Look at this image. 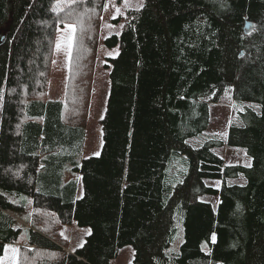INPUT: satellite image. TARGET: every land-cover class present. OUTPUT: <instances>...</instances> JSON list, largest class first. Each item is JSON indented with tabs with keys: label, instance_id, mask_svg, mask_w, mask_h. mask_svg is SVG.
Instances as JSON below:
<instances>
[{
	"label": "trees",
	"instance_id": "1",
	"mask_svg": "<svg viewBox=\"0 0 264 264\" xmlns=\"http://www.w3.org/2000/svg\"><path fill=\"white\" fill-rule=\"evenodd\" d=\"M104 4L0 0V258L20 243L17 264H110L126 246L128 264H264V0H144L128 10L104 40L118 53L104 64L101 150L84 157ZM64 23L74 25L65 98L49 100ZM226 90L241 110L225 141L193 147ZM223 146L243 149L250 165L226 164L214 153ZM10 195L30 197L25 217ZM177 221L183 241L169 252ZM72 223L90 233L66 251L59 231Z\"/></svg>",
	"mask_w": 264,
	"mask_h": 264
},
{
	"label": "rangeland",
	"instance_id": "2",
	"mask_svg": "<svg viewBox=\"0 0 264 264\" xmlns=\"http://www.w3.org/2000/svg\"><path fill=\"white\" fill-rule=\"evenodd\" d=\"M144 5V0H105L102 10L100 25L97 37L96 61L92 77L91 98L88 110V120L83 146V156L97 155L102 146V132L100 122L104 115L105 100L108 94L109 81L108 70L104 68L107 58H114L118 53V48L109 49L104 45V40L111 35H119L125 21V15L128 10H138L140 5ZM74 36V25L64 23L57 27L54 41L52 60L50 66V78L47 86L46 97L49 100L63 101L65 98L66 78L68 72L69 54L72 47ZM243 106L257 107L251 103H245ZM241 110L240 106L233 103L230 91L226 90L217 103L209 105L210 120L207 130L202 136L188 140L193 147L199 146L206 138L216 137L225 141L229 124L235 118V112ZM214 153L220 156L226 164L250 165V159L245 155L243 149L238 147L223 146L214 150ZM229 183L243 184L242 177L228 180ZM205 183L213 188H219L220 182L207 179ZM78 195L82 194L79 189ZM9 199L14 202H24L26 210L21 214L25 217L30 212L31 199L24 195H10ZM201 200L209 202L213 207L218 203V197L205 195ZM177 232L168 251L177 252L183 241V230L179 222L176 223ZM62 238L66 240V251H74L81 247L85 237L90 233L89 227H79L76 224L63 225L59 231ZM23 241V236L20 241ZM21 245L26 244L22 242ZM20 243L8 244L5 246L4 253L0 258V264H17L18 249ZM133 256L129 246L122 248L116 259L110 264H128Z\"/></svg>",
	"mask_w": 264,
	"mask_h": 264
},
{
	"label": "snow or ice",
	"instance_id": "3",
	"mask_svg": "<svg viewBox=\"0 0 264 264\" xmlns=\"http://www.w3.org/2000/svg\"><path fill=\"white\" fill-rule=\"evenodd\" d=\"M140 7L142 8L143 5L141 4ZM212 239H213V241H215V236L214 235H213V238Z\"/></svg>",
	"mask_w": 264,
	"mask_h": 264
},
{
	"label": "water",
	"instance_id": "4",
	"mask_svg": "<svg viewBox=\"0 0 264 264\" xmlns=\"http://www.w3.org/2000/svg\"><path fill=\"white\" fill-rule=\"evenodd\" d=\"M245 28H246V29L248 28V23H246V26H245Z\"/></svg>",
	"mask_w": 264,
	"mask_h": 264
},
{
	"label": "bare ground",
	"instance_id": "5",
	"mask_svg": "<svg viewBox=\"0 0 264 264\" xmlns=\"http://www.w3.org/2000/svg\"><path fill=\"white\" fill-rule=\"evenodd\" d=\"M248 26H249V23H248ZM248 29V28H247ZM174 223V222H173ZM26 233V232H25ZM20 241V240H19ZM168 252V251H167ZM170 254V253H169Z\"/></svg>",
	"mask_w": 264,
	"mask_h": 264
}]
</instances>
